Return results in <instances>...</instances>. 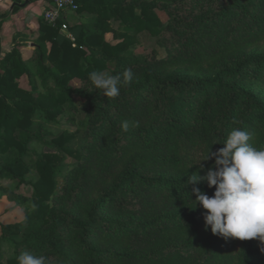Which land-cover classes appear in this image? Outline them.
I'll use <instances>...</instances> for the list:
<instances>
[{"label":"trees","instance_id":"obj_1","mask_svg":"<svg viewBox=\"0 0 264 264\" xmlns=\"http://www.w3.org/2000/svg\"><path fill=\"white\" fill-rule=\"evenodd\" d=\"M76 2L75 23L42 16L31 54L16 41L0 58V178L21 185L39 174L30 196L0 185L25 212L0 222V264H18L25 250L45 264H264L259 238L205 227L187 183L213 166L200 159L234 128L264 148V0ZM144 32L157 39L151 54L134 49ZM128 68L118 97L89 91L90 72ZM74 96L84 100V128L54 133L62 115L77 123ZM197 187L214 194L206 181ZM19 235L6 256L3 241Z\"/></svg>","mask_w":264,"mask_h":264},{"label":"clouds","instance_id":"obj_2","mask_svg":"<svg viewBox=\"0 0 264 264\" xmlns=\"http://www.w3.org/2000/svg\"><path fill=\"white\" fill-rule=\"evenodd\" d=\"M133 75L130 68L116 75L94 70L88 75L92 85L89 91L97 90L107 98H116L121 88L131 83ZM129 126V121L122 122L124 131ZM131 126H138V122H131ZM249 140L247 131L232 129L222 142L223 147L214 152L209 150L200 159H212L213 166L208 167L203 175L192 173L187 183L193 185L191 192L195 194V207L199 204L207 210L204 213L205 227L210 226L214 235L240 240L259 238L264 242V148L253 147ZM201 181H206L209 188L215 186L212 196L197 187ZM16 260L18 264H45L43 256L29 250L21 252Z\"/></svg>","mask_w":264,"mask_h":264},{"label":"rangeland","instance_id":"obj_3","mask_svg":"<svg viewBox=\"0 0 264 264\" xmlns=\"http://www.w3.org/2000/svg\"><path fill=\"white\" fill-rule=\"evenodd\" d=\"M161 18L165 22L167 20V14L162 11L158 10ZM69 21L71 23H75L77 21V13L73 12L69 16ZM108 40H113V35L111 33L107 34ZM157 39L152 37L149 33L144 32L140 35V43L137 44L134 49L138 52H144L146 54H151L153 49L156 48ZM26 46V49H24L25 56H28L31 54V50L33 49V45H24ZM33 46V47H32ZM82 84V80L79 78H75L71 81V85L73 86H80ZM74 101L79 107V111L77 113V123L71 124L68 122L65 115H62L59 117L58 123L50 124V129L56 133L59 134L64 131L73 132L78 128L83 129L84 128V121H85V114L83 111V102L84 100L78 96H74ZM31 148H34L38 152L42 151L43 146L38 143L34 142L31 144ZM33 158H35V155H33ZM74 160L71 157H68L65 160L64 165L57 171V180H58V186H60L63 182V178L65 173L67 172L68 166L73 162ZM39 176L38 172L36 170H32L27 176V180L29 182L18 185V180L10 179V178H0V185H7L10 188L14 189L16 192L26 194L30 196L33 192L31 181L37 179ZM25 212L24 208L17 206L16 203L8 198V196L4 193L3 189L0 188V222L7 224V223H15L24 220ZM21 235L14 236L12 239L4 240L3 241V249L5 251L6 256L13 255L14 251V240H20Z\"/></svg>","mask_w":264,"mask_h":264},{"label":"crops","instance_id":"obj_4","mask_svg":"<svg viewBox=\"0 0 264 264\" xmlns=\"http://www.w3.org/2000/svg\"><path fill=\"white\" fill-rule=\"evenodd\" d=\"M47 7V0H0V58L11 50L16 41L22 44L23 53L24 45L34 46L33 36L39 31L40 20Z\"/></svg>","mask_w":264,"mask_h":264},{"label":"built area","instance_id":"obj_5","mask_svg":"<svg viewBox=\"0 0 264 264\" xmlns=\"http://www.w3.org/2000/svg\"><path fill=\"white\" fill-rule=\"evenodd\" d=\"M48 7L44 10L43 16L46 21L56 24L59 20L65 19L66 16L78 8L76 0H47ZM67 29L64 23L62 30Z\"/></svg>","mask_w":264,"mask_h":264}]
</instances>
